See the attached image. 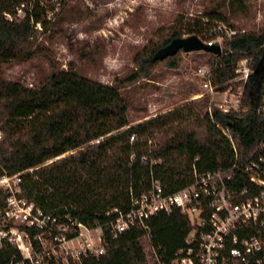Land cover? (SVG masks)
I'll use <instances>...</instances> for the list:
<instances>
[{
	"label": "trees",
	"instance_id": "1",
	"mask_svg": "<svg viewBox=\"0 0 264 264\" xmlns=\"http://www.w3.org/2000/svg\"><path fill=\"white\" fill-rule=\"evenodd\" d=\"M18 1L0 0V12L12 13ZM232 1L229 6L239 0ZM44 13L37 8L34 20L46 31ZM216 22H227L217 7L197 18L181 20L178 28L165 29L156 44L136 54V70L110 85L83 77L71 68L54 70L32 87L0 79V174L25 172L21 196L45 214L103 227L105 254L82 257L81 264L171 260L193 229L179 211L153 216L148 241L146 231L139 226L113 238L105 225L116 214L109 212L127 211L131 195L144 192L151 177L169 194L188 186L194 170L227 171L235 162L248 160L263 138L264 70L255 75L254 70L264 55V27L257 33L243 32L224 39L220 55L200 54L211 68L209 81L216 92H226L232 86L231 91L236 92L243 83L230 82L237 77V64L251 60L237 109L223 113L209 98H203L190 104L185 114L174 109L130 126L121 91L147 77L158 62L167 60L170 68H177L176 55L159 60L156 52L175 38L194 35L210 40L208 26ZM40 49L29 20L9 22L0 14V66L28 61ZM218 126L230 130L235 151ZM133 134L138 141L130 144ZM142 157L147 158V164L141 163ZM151 161L156 163L150 167ZM235 178L239 188L247 186L241 173ZM144 242L150 247L149 254ZM15 253L10 248L0 251V262L7 263Z\"/></svg>",
	"mask_w": 264,
	"mask_h": 264
},
{
	"label": "built area",
	"instance_id": "2",
	"mask_svg": "<svg viewBox=\"0 0 264 264\" xmlns=\"http://www.w3.org/2000/svg\"><path fill=\"white\" fill-rule=\"evenodd\" d=\"M66 1L19 0L12 13L0 14L9 22L27 19L34 30H40L41 22L34 20L37 8L44 10L43 20L48 23ZM208 28L210 40L202 41L208 45L217 42L220 47L224 39L239 33L223 22ZM247 63L248 60L240 61L235 71L244 83L250 74ZM209 75L205 68H198L203 88L212 93ZM217 107L223 113L230 110L222 105ZM218 128L235 151L230 130ZM137 141L135 134L130 136V144ZM141 163L147 164V158L142 157ZM155 163L151 161L149 166ZM24 173L0 174V251L10 248L17 253L5 264H81L82 257L103 256V227H88L67 216L62 221L45 214L21 196ZM236 173L245 177L247 186L238 187ZM173 210L188 218L193 229L185 246L171 260L156 258V264H264V136L248 160L235 162L227 171L194 170L192 182L176 192L166 193L160 182L151 177L144 192L131 195L127 211L109 212L116 214V218L105 226L110 228L113 238L139 226L146 231L148 241L150 219ZM147 249L150 251V247Z\"/></svg>",
	"mask_w": 264,
	"mask_h": 264
},
{
	"label": "rangeland",
	"instance_id": "3",
	"mask_svg": "<svg viewBox=\"0 0 264 264\" xmlns=\"http://www.w3.org/2000/svg\"><path fill=\"white\" fill-rule=\"evenodd\" d=\"M239 1L229 6L234 1L67 0L46 31L34 30L40 52L28 61L1 65L0 79L32 87L54 70L71 68L83 77L110 85L136 70V54L156 44L165 29L178 28L181 20L197 18L206 10L219 8L227 19L225 24L239 33L259 32L264 27V0ZM200 54L178 52L177 68H170L167 60L158 62L147 77L121 91L130 126L174 109L185 114L190 104L203 98L215 106L238 108L244 82L236 92L231 91L233 86L227 92H216L213 86L212 93L203 88L197 70L202 67L210 74L211 68ZM237 81L238 76L230 82Z\"/></svg>",
	"mask_w": 264,
	"mask_h": 264
},
{
	"label": "water",
	"instance_id": "4",
	"mask_svg": "<svg viewBox=\"0 0 264 264\" xmlns=\"http://www.w3.org/2000/svg\"><path fill=\"white\" fill-rule=\"evenodd\" d=\"M178 52L184 54L193 52H203L210 53L213 55H220L221 47L217 42L212 45H208L197 36L192 35L184 38H175L171 40L166 46L162 47L156 52L155 58L163 60L167 57L176 55ZM261 70H264V55L262 56L259 66L254 70V75L260 72Z\"/></svg>",
	"mask_w": 264,
	"mask_h": 264
}]
</instances>
